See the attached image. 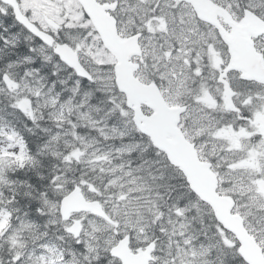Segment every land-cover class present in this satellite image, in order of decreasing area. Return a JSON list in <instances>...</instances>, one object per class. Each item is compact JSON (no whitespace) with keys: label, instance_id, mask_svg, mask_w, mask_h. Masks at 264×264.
<instances>
[{"label":"snow or ice","instance_id":"6c2138e0","mask_svg":"<svg viewBox=\"0 0 264 264\" xmlns=\"http://www.w3.org/2000/svg\"><path fill=\"white\" fill-rule=\"evenodd\" d=\"M0 264H264V0H0Z\"/></svg>","mask_w":264,"mask_h":264}]
</instances>
